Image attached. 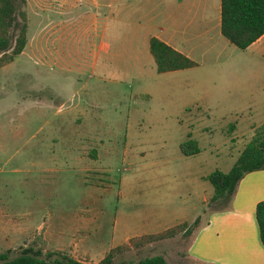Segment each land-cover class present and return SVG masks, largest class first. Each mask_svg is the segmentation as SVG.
Wrapping results in <instances>:
<instances>
[{"label":"rangeland","instance_id":"374dc122","mask_svg":"<svg viewBox=\"0 0 264 264\" xmlns=\"http://www.w3.org/2000/svg\"><path fill=\"white\" fill-rule=\"evenodd\" d=\"M27 3V20L34 22L35 9ZM237 51L236 65L198 70L205 77L204 101L176 116L160 106L156 111L152 101L136 103L137 83L133 88L106 83L92 97L79 90L58 112L49 78L54 71L18 55L1 66L0 220H9L0 224V251L28 238L40 245L41 234L35 233L55 227L78 234L86 228L82 205L90 203L97 213L90 230L79 233L85 235L79 242L84 248L100 252L127 229L156 233L186 221L188 234L119 252L129 264L157 254L170 263L182 259L195 231L220 203L211 198L207 176L228 171L264 121V35L263 55L254 48ZM233 68L237 83L251 94L249 106L228 103L230 80L217 74ZM188 140L199 152L183 154L181 144Z\"/></svg>","mask_w":264,"mask_h":264},{"label":"crops","instance_id":"0c3cea01","mask_svg":"<svg viewBox=\"0 0 264 264\" xmlns=\"http://www.w3.org/2000/svg\"><path fill=\"white\" fill-rule=\"evenodd\" d=\"M27 2L35 9L34 22L28 19L27 43L18 56L54 71L49 78L53 81L51 95L59 97L58 112L79 90L92 97L98 89L103 93L106 83L132 88L137 83L136 90L132 91L136 103L152 101L157 105L156 111L160 106L176 116L204 101L205 77L198 71L200 68L219 64L229 68L241 60L233 56L239 48L221 34V0ZM153 37L193 60L196 66L158 72L149 49ZM248 48L263 55V35ZM226 51L230 55L222 56ZM217 76L230 80L228 103L247 101L251 105L248 102L251 94L245 93L243 84L237 83L240 76L234 68L227 75L218 73ZM261 200H264V169L246 173L238 182L228 208L212 211L207 224L205 221L191 237L182 259L170 263L165 258L167 264H264V246L255 218V207ZM90 207V203L82 205L80 221L86 228L79 233L89 231L94 223L95 216H91L97 212L90 211ZM5 218L0 220L1 225L9 220ZM66 229L55 227L35 234H41L45 249L63 250L91 263L99 262L112 248L129 243L131 238L149 234L127 229L117 244L97 252L79 244L85 235L77 231L78 234H67ZM68 231L72 232V228ZM30 240L5 249L26 246ZM133 250L131 246L128 252ZM124 256L115 253L113 264H129Z\"/></svg>","mask_w":264,"mask_h":264},{"label":"trees","instance_id":"16d2710c","mask_svg":"<svg viewBox=\"0 0 264 264\" xmlns=\"http://www.w3.org/2000/svg\"><path fill=\"white\" fill-rule=\"evenodd\" d=\"M221 34L241 50L246 49L264 35V0H221ZM26 0H0V67L14 60L20 54L28 39ZM149 49L154 57L158 72H167L196 66L184 54L176 51L158 38H151ZM249 140L239 152L235 163L226 171L214 170L207 176L213 186L212 200H220L214 210L228 208L240 179L248 172L264 169V121L252 130ZM185 155L199 152L192 140L181 144ZM255 218L259 237L264 246V200L255 207ZM198 222V217L194 224ZM207 224V221L204 223ZM202 226V225H201ZM199 226V228L201 227ZM198 228V229H199ZM190 232L184 221L160 232L142 234L129 240V243L112 248L97 263L78 260L63 250H45L44 240L21 246L14 256L13 249L0 251V264H113V256L128 246H141L154 241L171 238L179 233ZM130 264H167L163 255L157 254L142 258Z\"/></svg>","mask_w":264,"mask_h":264}]
</instances>
